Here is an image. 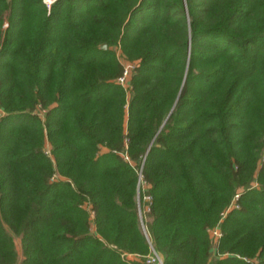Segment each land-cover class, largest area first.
<instances>
[{"label":"trees","instance_id":"trees-1","mask_svg":"<svg viewBox=\"0 0 264 264\" xmlns=\"http://www.w3.org/2000/svg\"><path fill=\"white\" fill-rule=\"evenodd\" d=\"M154 253L264 264V0H0V264Z\"/></svg>","mask_w":264,"mask_h":264},{"label":"built area","instance_id":"built-area-1","mask_svg":"<svg viewBox=\"0 0 264 264\" xmlns=\"http://www.w3.org/2000/svg\"><path fill=\"white\" fill-rule=\"evenodd\" d=\"M56 1L57 0H44V3L47 5L48 9L50 10ZM5 25H8V24H5ZM133 67H134L133 63H130V62L125 65L124 75L121 78H119V81L122 84L125 85L126 78L129 75V72L132 70ZM127 83H128V81H127ZM47 153H49V151H47ZM210 234H211L213 240L217 242L219 240V238L222 236V231H221L220 227L217 226L216 228L210 230ZM123 257H126L129 260H133L131 258L135 257V256L133 254H123ZM147 262L148 263L158 262V263L162 264L160 257L156 253L149 256Z\"/></svg>","mask_w":264,"mask_h":264},{"label":"rangeland","instance_id":"rangeland-1","mask_svg":"<svg viewBox=\"0 0 264 264\" xmlns=\"http://www.w3.org/2000/svg\"><path fill=\"white\" fill-rule=\"evenodd\" d=\"M5 26H7V25H5ZM118 56H119L120 60L123 62L124 67H125V65L128 64L129 62L123 61L122 57H121L120 55H118ZM130 63H133V62H130ZM133 65H134V67H135V66H136V63H133ZM134 67H133V68H134ZM133 68H132V70H133ZM130 74H131V71L129 72V75L127 76V78H126V82H125V86L128 87V88H129V82H130V80H129V79H130ZM123 75H124V74H123ZM127 81H128V83H127ZM213 242H214L213 244L216 245L218 241L216 242V241L213 240ZM15 244H16V247H17V249H18L19 255H20V257H21V255H22L21 239L18 238V237H16V238H15ZM134 258H135V257H132L131 259L134 260Z\"/></svg>","mask_w":264,"mask_h":264},{"label":"water","instance_id":"water-1","mask_svg":"<svg viewBox=\"0 0 264 264\" xmlns=\"http://www.w3.org/2000/svg\"><path fill=\"white\" fill-rule=\"evenodd\" d=\"M101 47H102V48H107V44L104 43ZM162 264H163V263H162Z\"/></svg>","mask_w":264,"mask_h":264}]
</instances>
